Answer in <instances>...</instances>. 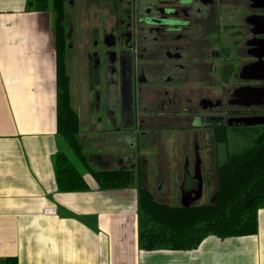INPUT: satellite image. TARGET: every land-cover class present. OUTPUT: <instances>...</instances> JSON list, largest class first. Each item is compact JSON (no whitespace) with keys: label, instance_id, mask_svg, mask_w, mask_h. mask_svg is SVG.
I'll list each match as a JSON object with an SVG mask.
<instances>
[{"label":"crops","instance_id":"0c3cea01","mask_svg":"<svg viewBox=\"0 0 264 264\" xmlns=\"http://www.w3.org/2000/svg\"><path fill=\"white\" fill-rule=\"evenodd\" d=\"M30 2L0 0V264L9 258L18 264H264V207L258 210L253 235H210L191 250L140 247V190H149L159 202L183 207V194L196 189L192 180L184 184L163 179L168 170L182 175L185 153L173 158L161 153L164 163L168 158L174 161L170 168L159 169L150 164L154 153L147 148L138 155L118 153L120 159L112 164L99 153L101 160H92L84 149L93 169L129 168L136 182L102 189L85 172L87 190H58L55 156L67 150L57 133L55 16L51 9L37 10ZM83 125L80 115L83 147L86 139L96 146L110 141L106 135L82 132ZM140 156L148 160L147 166H140ZM197 157L202 190L191 205L212 198L222 155L203 146ZM152 169L157 178L148 176ZM166 190L168 197L159 198Z\"/></svg>","mask_w":264,"mask_h":264},{"label":"flooded vegetation","instance_id":"af4514ba","mask_svg":"<svg viewBox=\"0 0 264 264\" xmlns=\"http://www.w3.org/2000/svg\"><path fill=\"white\" fill-rule=\"evenodd\" d=\"M83 1L67 38L71 72L82 64L87 133L151 150L154 168L185 153L182 175L163 177L183 182L195 180L203 146L229 155L264 128L247 123L264 117V104L250 103L264 90V72L251 69L264 65V0Z\"/></svg>","mask_w":264,"mask_h":264},{"label":"trees","instance_id":"16d2710c","mask_svg":"<svg viewBox=\"0 0 264 264\" xmlns=\"http://www.w3.org/2000/svg\"><path fill=\"white\" fill-rule=\"evenodd\" d=\"M67 0H31L38 10L54 12L57 48V133L70 153L55 156L56 183L60 192L85 191L84 173H91L102 189L125 188L136 182L129 168L91 167L80 139L81 127L72 105L71 75L67 65ZM81 168L77 166L76 161ZM217 186L207 204L188 208L159 202L142 188L139 202V244L142 249L197 248L210 235L219 237L253 235L258 229L257 213L264 207V128L239 145L235 153L222 156L216 171ZM7 264H18L9 258Z\"/></svg>","mask_w":264,"mask_h":264},{"label":"rangeland","instance_id":"374dc122","mask_svg":"<svg viewBox=\"0 0 264 264\" xmlns=\"http://www.w3.org/2000/svg\"><path fill=\"white\" fill-rule=\"evenodd\" d=\"M66 2H67V6H66V8H67L66 9L67 16H66V18H67V21H68L67 32L69 31V33H70L72 29H73L72 32H74L75 30L78 32L79 24L78 23L75 24V22H74L75 21V16H78L80 12L83 13V7H84L83 3H85V2L83 0H67ZM69 2L72 3V4H70ZM76 21H79V20L76 18ZM71 25H72V27H71ZM67 35H68V33H67ZM69 41H71V37L69 38ZM76 49H78V48L76 47ZM68 52L69 51H67V57H68L67 58V65H68V69L67 70H68V73L71 75V81H70L71 93H72V90L74 91V97L72 98V105H73V107L75 108V110L78 113L79 120H80V115H82V119H84V125L82 126V132H86V127L88 126L87 117H90V116L88 114H83V110H84L85 107H83L82 102L86 101V99H85V95L83 94L84 88H85L84 81L81 79V76H80L81 73L79 74V72H81V70H82L81 69L82 64L79 62L77 64V70L75 69L74 72H71V69L73 68V65H74V61L73 60H69ZM74 54L76 56H78V52H77V54L76 53H74ZM77 75H79V76H77ZM86 108H88V107L86 106ZM104 121H105V119H104ZM119 124H118V126H119ZM108 125L110 126V124H108ZM134 134H135V131H134ZM134 134L131 135V139L133 138L132 140L135 141ZM135 135H137V134H135ZM62 141L64 143V139L63 138H62ZM110 142H114V143L108 144ZM241 142L244 143V141H241ZM112 147H114V148H112ZM83 148L85 149V151L87 153H91V154H88V155H89V158H91L92 160L95 161V159H97L100 156L99 154H103V156H104L103 158L106 159L109 162V164H112L111 160L118 159L119 158V156H118L119 154H122V156H126V155L131 154V153H135L136 155H138V153H140L139 150L136 147H130V141L127 138H124V137L123 138H116V137L111 138L110 141L109 140L103 141V145H98V146H96L95 141L93 143V141H90V140L86 139L85 140V146ZM107 149H108V151H107ZM62 150H64V149H62ZM66 150H67L68 153H70V150L68 149L67 145H66ZM151 159H152V156L149 157V161ZM75 161H76V159H75ZM153 170L154 169L151 170L152 172L149 171L148 176L150 177V174L152 175V173H153L155 178H157L156 170H154V171ZM148 176H147V178H148ZM155 178H152L151 181L154 182ZM206 193H207V195L209 194V192H206ZM158 197L159 198L168 197V191L166 190L163 193L162 197L159 196V195H158ZM170 199H171V197H170ZM210 200H211L210 196L208 198L205 197V199L202 200V204H207V203L210 202Z\"/></svg>","mask_w":264,"mask_h":264},{"label":"water","instance_id":"95a60500","mask_svg":"<svg viewBox=\"0 0 264 264\" xmlns=\"http://www.w3.org/2000/svg\"><path fill=\"white\" fill-rule=\"evenodd\" d=\"M251 69L259 70L261 72H264V65H257ZM250 67L246 68V71L251 70ZM245 96V93L242 94V97ZM254 99V101L250 102L256 105L264 104V100H259L260 97H264V90H257L253 91L251 95ZM248 124L253 125H264V117H253L250 118L247 122ZM195 175L196 178L194 180V185L196 189H193V191H189L188 193H184L182 197V205L185 208H188L191 206V203L196 200V198L200 197L201 190H202V174L199 166H196L195 168ZM191 177V174L189 173L184 181V184H186L187 181H189ZM193 192L196 194L195 197L192 196Z\"/></svg>","mask_w":264,"mask_h":264},{"label":"built area","instance_id":"2783aa9c","mask_svg":"<svg viewBox=\"0 0 264 264\" xmlns=\"http://www.w3.org/2000/svg\"><path fill=\"white\" fill-rule=\"evenodd\" d=\"M46 212H53V210L52 209H47Z\"/></svg>","mask_w":264,"mask_h":264}]
</instances>
